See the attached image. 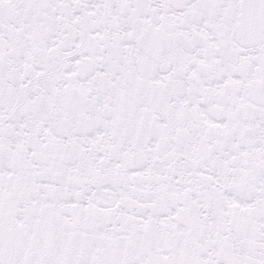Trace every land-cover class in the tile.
Masks as SVG:
<instances>
[{"label":"snow or ice","instance_id":"snow-or-ice-1","mask_svg":"<svg viewBox=\"0 0 264 264\" xmlns=\"http://www.w3.org/2000/svg\"><path fill=\"white\" fill-rule=\"evenodd\" d=\"M0 264H264V0H0Z\"/></svg>","mask_w":264,"mask_h":264}]
</instances>
